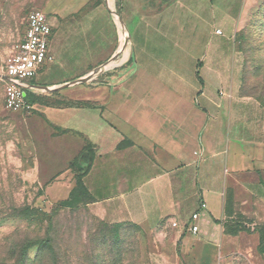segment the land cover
<instances>
[{"label":"crops","instance_id":"crops-1","mask_svg":"<svg viewBox=\"0 0 264 264\" xmlns=\"http://www.w3.org/2000/svg\"><path fill=\"white\" fill-rule=\"evenodd\" d=\"M92 1L0 0V22L23 21V37L30 11L64 19ZM249 6V0H119L117 19L129 44L109 30L105 35H120L122 45L107 42L105 57L118 53L120 61L85 85L59 79V92L47 96L53 102L39 105L38 136L31 138L36 178L50 200L67 199L82 170L89 210L109 224L155 234L162 261L264 264L259 233L242 226L251 202L264 204V144L238 135L235 112L217 93L223 69L231 67L224 38ZM50 24L53 60L55 18ZM44 86L34 79L26 93L34 98ZM195 212L198 232L190 234L185 227Z\"/></svg>","mask_w":264,"mask_h":264},{"label":"rangeland","instance_id":"rangeland-1","mask_svg":"<svg viewBox=\"0 0 264 264\" xmlns=\"http://www.w3.org/2000/svg\"><path fill=\"white\" fill-rule=\"evenodd\" d=\"M249 2L236 31L224 38V48L228 45L232 50L224 58L231 67L223 69L224 82L217 93L225 109L235 112L238 135L264 144V0ZM118 12L119 0H93L64 19L50 16L48 21L55 18L56 22L53 60L34 77L46 89L32 98L30 110L17 112L4 107L2 67L22 37L23 21L0 22V264H174L160 259L164 247L156 243L155 234L130 223L99 220L89 210L90 198L83 194L52 202L45 182L36 178L33 138L38 136L34 120L39 105L53 102L47 96L59 92V79L71 80L70 84L88 76L101 79L120 61L118 53L105 57L109 41L116 39L115 44L122 45L120 35L108 38L105 33L114 30L125 37ZM227 25L221 26L224 31H229ZM124 40L129 44L127 37ZM77 72L84 74L73 80L71 75ZM54 132L48 129L47 133ZM242 199H232L233 210H238ZM251 206L252 211L243 215V227L260 231L264 249V204L254 200ZM27 244L36 245L26 248Z\"/></svg>","mask_w":264,"mask_h":264},{"label":"built area","instance_id":"built-area-1","mask_svg":"<svg viewBox=\"0 0 264 264\" xmlns=\"http://www.w3.org/2000/svg\"><path fill=\"white\" fill-rule=\"evenodd\" d=\"M216 33L221 34L219 30ZM51 34L52 26L48 21V16L39 10L30 11L26 18L24 35L2 67V78L5 81L4 107L6 110L17 112L31 109L30 104L25 99L26 88L38 70L47 61L52 60L48 55V43ZM200 208L205 209L206 204L201 203ZM197 219L198 212H195L185 227V230L190 234L198 232ZM171 227L177 228L178 224L171 222Z\"/></svg>","mask_w":264,"mask_h":264},{"label":"trees","instance_id":"trees-1","mask_svg":"<svg viewBox=\"0 0 264 264\" xmlns=\"http://www.w3.org/2000/svg\"><path fill=\"white\" fill-rule=\"evenodd\" d=\"M25 99L27 100V102L30 104L31 106V100H32V97L30 94H26V97ZM84 175V172L82 170H80V173L78 174L77 178H76V184H75V187L74 189L71 191L69 197L67 198V200H71L73 199L74 196L76 195H85L86 197L90 198V202H92V199L91 197L89 196L84 184H83V181H82V177ZM243 226V225H242ZM244 230L247 231V229H245L243 227ZM258 233H259V236H260V244H259V249L261 252L264 253V249H262V246H261V241L263 240V238H261L262 234H260V231L255 229ZM33 245H36V244H27L26 248H30L32 247ZM37 258H39V256H37Z\"/></svg>","mask_w":264,"mask_h":264},{"label":"water","instance_id":"water-1","mask_svg":"<svg viewBox=\"0 0 264 264\" xmlns=\"http://www.w3.org/2000/svg\"><path fill=\"white\" fill-rule=\"evenodd\" d=\"M90 77H91V76H88V77H86V78H80V79H78V80L72 82L70 85H74V84H82V83L88 81V80L90 79ZM64 87H66V86H64ZM35 88H42V87H36V86H35ZM43 89H44V88H43ZM23 96H25V93H23Z\"/></svg>","mask_w":264,"mask_h":264}]
</instances>
